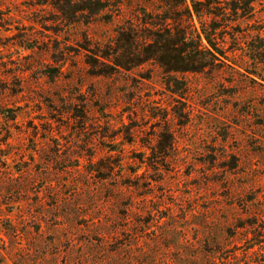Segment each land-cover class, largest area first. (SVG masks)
I'll use <instances>...</instances> for the list:
<instances>
[{"label":"rangeland","instance_id":"obj_1","mask_svg":"<svg viewBox=\"0 0 264 264\" xmlns=\"http://www.w3.org/2000/svg\"><path fill=\"white\" fill-rule=\"evenodd\" d=\"M101 1L0 0V264H264V0L202 72Z\"/></svg>","mask_w":264,"mask_h":264},{"label":"trees","instance_id":"obj_2","mask_svg":"<svg viewBox=\"0 0 264 264\" xmlns=\"http://www.w3.org/2000/svg\"><path fill=\"white\" fill-rule=\"evenodd\" d=\"M87 1L89 3L84 10L91 11L92 4L102 2ZM164 1L169 10L162 17L157 16V19L146 21L145 24L162 27L163 31L159 34L165 44L161 51L166 54L174 53L179 58V66H171L162 61L169 71L202 72L214 61H220L221 56L226 55L225 47L219 43V39H225L222 28L217 22L212 23L213 15H218L213 0H194L192 6L187 0ZM60 3L56 5L63 11L65 8ZM152 35L151 41L157 43L162 41L155 38V34Z\"/></svg>","mask_w":264,"mask_h":264}]
</instances>
